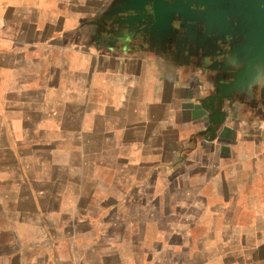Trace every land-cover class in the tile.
<instances>
[{"label": "crops", "instance_id": "obj_1", "mask_svg": "<svg viewBox=\"0 0 264 264\" xmlns=\"http://www.w3.org/2000/svg\"><path fill=\"white\" fill-rule=\"evenodd\" d=\"M127 2L0 0V255L9 264H120L119 252L103 250L127 237L129 225L137 264H167L176 257L157 256L158 243L187 254L215 241L220 225H228L225 243L253 219L262 227L264 126L242 114L226 124L240 137L205 142L211 110L202 102L211 101L206 82L220 64L186 31L180 40L133 31ZM209 146L212 154L195 153ZM188 147L193 154L183 153ZM158 192L181 202L163 204V241L141 251L160 232L149 220L155 229L142 237L134 212L160 210L140 198ZM70 199L74 214L61 211ZM248 244L241 235L218 245L227 253L221 264L264 261V243L240 254Z\"/></svg>", "mask_w": 264, "mask_h": 264}, {"label": "rangeland", "instance_id": "obj_2", "mask_svg": "<svg viewBox=\"0 0 264 264\" xmlns=\"http://www.w3.org/2000/svg\"><path fill=\"white\" fill-rule=\"evenodd\" d=\"M190 14H188L189 16H187V18L184 17L183 21L185 20V22L188 23V29L186 32L189 33L190 35V39L191 37L195 39V37H197V35L200 33L199 31H201V27L198 25L196 26V24H204L202 19H199L200 23H197V17L200 16V14H196L195 11H191L189 12ZM196 16V17H195ZM178 22V19L172 21V26L174 25L175 30L172 31L174 33V36L177 39H182L181 34L180 33V21L178 22V24L175 26V24ZM206 22V20H205ZM209 25H207L205 23L206 28H204L206 33H214V31H219V35H221L222 33V29H215L213 26V21H211L209 19L208 21ZM184 23V22H183ZM211 24V25H210ZM161 25V24H160ZM171 28V25H170ZM156 29L158 30L159 28L156 27ZM199 29V30H198ZM240 31V30H239ZM237 31V33L243 34L244 32H239ZM167 33V32H171L170 30L167 31L166 30H159L155 33ZM178 32V34H177ZM185 32V31H184ZM183 32V33H184ZM199 32V33H198ZM232 34V33H231ZM178 35V36H177ZM184 35V34H183ZM224 35V34H222ZM226 35V34H225ZM230 35V34H227ZM194 36V37H193ZM245 36V35H244ZM220 37H218L219 39ZM191 44V43H190ZM194 44L196 45H204L206 51L209 53L213 54L214 51V47H207L205 46V43L202 44V40H200L199 44L198 41L195 39L194 40ZM244 45H238L236 46V52H237V60L234 61L233 58L227 59L228 62L231 63H227V61L225 60L223 66H220L217 68V73L215 77H211L210 81L206 82V88L207 90H210L212 92V96L210 103H206V102H202L203 105H206L210 110H211V114H208L207 116H204V121H205V127L206 129H209V133L207 135H203L205 138H203L205 140V142L208 141H213L215 139H228L229 140H234L236 138H238V136L240 137V133L238 132H234L232 131L230 134H228V130L226 124L230 121H233L235 119V117H242V114H244V117H246V119H248V123H252V124H257L258 126L263 125L264 126V104H262L259 100H255L256 99H260L258 98L259 96L254 94L251 95L252 92L253 93H260L264 90H260V89H256L257 85H261L264 86V64H259V65H254L256 67H260L259 72L256 71L253 74H251L250 76H248L245 80L244 83L241 82L238 86L233 87V88H229V79L232 77V75H234V71L240 70V63L245 62V59L248 57V50L243 49L244 47H247L248 43L244 37V41H243ZM240 52L245 53L247 56L244 57H240L239 54H242ZM239 59V60H238ZM230 71V72H228ZM229 76V77H228ZM219 77V78H218ZM220 78H223V80H221ZM213 79V80H212ZM216 79V80H215ZM233 80V78L231 79ZM256 89V90H255ZM264 100V98H263ZM236 115V116H235ZM229 118V119H227ZM244 120V118H242ZM243 124H245L243 122ZM241 126H243L245 128V125L240 124ZM202 132V131H201ZM248 131H246V134ZM204 133V132H202ZM202 136V135H201ZM196 150V149H195ZM211 148L206 147L203 149L198 148L197 152L195 151V153H200V154H206V153H211ZM183 153H186L187 155L193 154V150H191V147L185 148L183 149ZM212 154V153H211ZM190 157V156H188ZM178 158H181V156ZM179 165V163L173 165V168L177 167ZM167 172L170 171L169 168L166 169ZM180 170L178 169L177 172H179ZM179 178V175H178ZM164 181H160L157 183L158 187H163L164 186ZM153 197L155 198L153 200ZM141 203H151L152 201L155 203L160 204V210H148V207H143L140 211L138 212H134L135 215H139L140 221H141V233H142V237H143V233L145 234L144 236H148L149 232L154 231L155 227H153L152 225L149 226V220H154L157 223V230L160 232V234H163L167 229V227H165V222L166 220L170 219L168 218L167 212L164 210L163 204H165L166 202H175L177 204H180L181 202V196L180 194H176V195H168L165 196L164 194L162 195H158V196H149V195H141ZM171 218H176V216H171ZM172 240V239H171ZM145 242L142 241V245ZM157 247V251L158 254H172V252L167 251V252H161V249L164 248V243H158L156 244Z\"/></svg>", "mask_w": 264, "mask_h": 264}, {"label": "water", "instance_id": "obj_3", "mask_svg": "<svg viewBox=\"0 0 264 264\" xmlns=\"http://www.w3.org/2000/svg\"><path fill=\"white\" fill-rule=\"evenodd\" d=\"M175 2L177 5L168 0H128L124 6L126 11H122L126 13L125 24L133 31L143 34L155 33L160 29L169 31L175 15H182L184 10L190 11L194 4L195 7L206 8L197 11L196 14L201 13L197 18L205 19L207 25L209 19L214 20L213 24H216L217 29H222L221 34L231 35L236 27L245 31L248 45L243 49L248 50V57L244 67L228 82L229 88L238 86L243 79L253 74L254 65L264 64V0H190L185 4L182 0ZM234 18L236 24L233 23Z\"/></svg>", "mask_w": 264, "mask_h": 264}, {"label": "clouds", "instance_id": "obj_4", "mask_svg": "<svg viewBox=\"0 0 264 264\" xmlns=\"http://www.w3.org/2000/svg\"><path fill=\"white\" fill-rule=\"evenodd\" d=\"M83 2L84 0H81V3ZM0 23H2V21H0ZM256 89L264 90V86L257 85ZM149 159H152V158L150 157ZM130 163L139 164L140 160H136L134 162L130 161ZM2 178L3 177L0 176V179ZM131 179L134 181L135 177H131ZM157 194L162 195V192H158ZM97 196L99 198H104V199L106 198V196H103L100 191L97 193ZM119 198L121 199L122 210L127 212V209H123L122 196ZM0 203H3V201L0 200ZM225 207H227V205H225ZM61 211H67L70 214H74L75 213V201L70 199L68 203L66 204V207H63ZM106 211L107 210L102 211L101 216L105 215ZM54 215L58 216V214H54ZM260 224L262 225V227L258 228L256 219H253L251 225H249L243 231L239 229L234 230L233 235L229 237V240L227 243H225L223 240L220 239L221 233L224 232L228 228L227 224H223V225L218 226L217 228V239L210 243H206L204 245V248L201 250H196L195 248H193L192 251L188 252L187 254H183L181 252L180 247H172L171 245L164 243V248L161 249V252L163 253V252L171 251L173 256L176 257L175 260H168L167 264H197V261H196L197 256L203 261V264H221L222 257L224 255H227V253L224 252L223 247H218V245H223L224 247H228L231 244L232 240H236L238 243L240 236L246 235L249 240L247 249L242 248V247L239 248L240 254L244 255L245 252L256 251L259 248V244L264 243V240H259L253 243V241L256 239L257 231H261L262 233H264V218L260 220ZM205 227L208 228V230H211L210 220L205 224ZM131 228H132V225H129L130 234L127 237H125L123 240H120V238L118 237L117 241L119 242L112 241V240L108 241L109 248L103 250L105 254L109 252H119L120 264H137V260L139 259L137 251H136L137 245L132 240ZM21 240L25 242V245H26L27 238L21 237ZM152 240L163 241V234H158L157 236L152 237L151 239H146V242L143 245H141V251L144 247L150 248ZM15 243L16 241H10V244L12 245H15ZM152 250L155 251L154 249ZM156 255L159 256V254H156ZM10 260H11L10 256L0 255V264H9ZM245 260L247 264V261L251 260V256L247 255L245 257ZM21 264H29V262L26 259H24L22 260ZM31 264H35V258H33ZM256 264H264V261H257Z\"/></svg>", "mask_w": 264, "mask_h": 264}, {"label": "flooded vegetation", "instance_id": "obj_5", "mask_svg": "<svg viewBox=\"0 0 264 264\" xmlns=\"http://www.w3.org/2000/svg\"><path fill=\"white\" fill-rule=\"evenodd\" d=\"M168 1H170V3H172L174 5H177V3L175 2V0H168ZM187 1H190V0H182L183 4L187 3ZM192 3H194V2L192 1ZM192 6H193V9L190 8V11H187V10L185 11L184 10L182 12V15L184 13V15L187 17V16H189L188 14H190L189 12H191V11H195L197 13V11H200L199 9H202V10H205L206 9L204 7L200 8V6L199 7H195L194 4H192ZM197 20H198L197 23H200L199 22V19H197ZM203 23L204 24H202V25L201 24H196V26L199 25L201 27L200 28L201 31H199L200 33L198 32L199 34L197 35V37H195V39L198 41V44H199L200 40H202V44L205 43V46H207V47H209V46L210 47H214L215 49L213 51V61L216 60V62L218 64H220V66H223V64L225 63L224 61L225 60L227 61V59H230V58H233V60L236 61L237 60L236 46H238V45H244L243 44L244 37L246 39V34L245 33H244V35H245L244 36L243 34L237 33V31H239V30H240V32H245V31H242L241 29H238L236 27V28H233L234 33H232L231 35H222V34L219 35V32L218 31H214V33H210V32L209 33H206L205 30H204V28H206V27H204L206 22L203 21ZM233 23L236 24L235 18L233 20ZM177 24H178V22L175 24V26ZM213 26H214V24H213ZM188 27H189L188 26V23L185 22V20H184V23L182 24V26L180 28V30H181L180 32L187 31ZM214 28L215 29L218 28V27H216V24H215ZM225 30L228 31V29H226V28H225ZM218 37H220V38L218 39ZM195 39L191 37L190 41H193V44H194V40ZM240 53H242V54H239L240 57L247 56L243 52H240ZM227 63L229 64L231 62H228L227 61ZM244 64H245V62L240 63V67L239 68L242 69L244 67ZM253 69H254L253 73L256 72V71L259 72L258 69H260V67L253 66ZM237 71L238 70L236 69V71L233 72L234 75H232V77L228 81H231L232 78L234 79L236 77ZM228 72H230V71H228ZM220 79L223 80V78H220ZM244 80L245 79H243V83H244ZM223 81H225V80H223ZM254 94L258 95L259 96L258 98H260V99H256L255 98V100H259L262 104H264V100H263V98H264V91H262L260 93H253L252 92L251 95H254Z\"/></svg>", "mask_w": 264, "mask_h": 264}, {"label": "bare ground", "instance_id": "obj_6", "mask_svg": "<svg viewBox=\"0 0 264 264\" xmlns=\"http://www.w3.org/2000/svg\"><path fill=\"white\" fill-rule=\"evenodd\" d=\"M184 17H185V15H184V13H183V15H180V16L175 15L174 18H175V20L178 19V22H179V21L181 22V23H180V26H182V24H183V22H184V21H183ZM175 28H176V27H174V25H173V26L171 27V30H170V31H171V32L174 31Z\"/></svg>", "mask_w": 264, "mask_h": 264}]
</instances>
